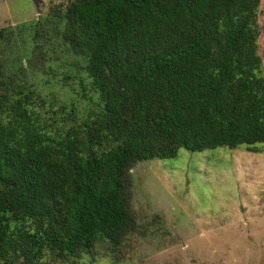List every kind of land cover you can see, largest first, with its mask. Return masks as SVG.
<instances>
[{
  "label": "trees",
  "instance_id": "1",
  "mask_svg": "<svg viewBox=\"0 0 264 264\" xmlns=\"http://www.w3.org/2000/svg\"><path fill=\"white\" fill-rule=\"evenodd\" d=\"M259 0H68L62 38L97 100L65 106L12 90L0 58V264L114 255L135 227L139 161L264 144Z\"/></svg>",
  "mask_w": 264,
  "mask_h": 264
},
{
  "label": "rangeland",
  "instance_id": "2",
  "mask_svg": "<svg viewBox=\"0 0 264 264\" xmlns=\"http://www.w3.org/2000/svg\"><path fill=\"white\" fill-rule=\"evenodd\" d=\"M68 0H0V58L12 90L28 88L85 119L97 93L85 60L62 38ZM258 53L264 75V0ZM139 161L129 170L135 227L114 255L105 245L49 264H264V144Z\"/></svg>",
  "mask_w": 264,
  "mask_h": 264
},
{
  "label": "water",
  "instance_id": "3",
  "mask_svg": "<svg viewBox=\"0 0 264 264\" xmlns=\"http://www.w3.org/2000/svg\"><path fill=\"white\" fill-rule=\"evenodd\" d=\"M34 2L36 3V5L38 4L39 0H34Z\"/></svg>",
  "mask_w": 264,
  "mask_h": 264
}]
</instances>
